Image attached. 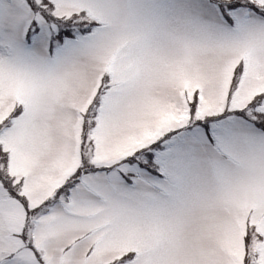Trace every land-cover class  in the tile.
Wrapping results in <instances>:
<instances>
[{"label": "snow or ice", "instance_id": "6c2138e0", "mask_svg": "<svg viewBox=\"0 0 264 264\" xmlns=\"http://www.w3.org/2000/svg\"><path fill=\"white\" fill-rule=\"evenodd\" d=\"M0 264H264V0H0Z\"/></svg>", "mask_w": 264, "mask_h": 264}]
</instances>
